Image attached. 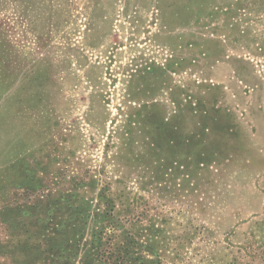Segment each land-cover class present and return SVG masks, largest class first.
Returning a JSON list of instances; mask_svg holds the SVG:
<instances>
[{
  "label": "rangeland",
  "instance_id": "1",
  "mask_svg": "<svg viewBox=\"0 0 264 264\" xmlns=\"http://www.w3.org/2000/svg\"><path fill=\"white\" fill-rule=\"evenodd\" d=\"M0 186L112 202L162 264H264V0H0Z\"/></svg>",
  "mask_w": 264,
  "mask_h": 264
},
{
  "label": "trees",
  "instance_id": "2",
  "mask_svg": "<svg viewBox=\"0 0 264 264\" xmlns=\"http://www.w3.org/2000/svg\"><path fill=\"white\" fill-rule=\"evenodd\" d=\"M206 129L201 127L205 133ZM196 138V142L184 138L181 144L207 146L208 140ZM6 197L0 204V223L6 233L0 241V257L10 264H162L128 231L127 220L125 226L115 218L112 202L104 212L100 203L69 202L50 209L48 199L22 205ZM40 211L44 217L36 215Z\"/></svg>",
  "mask_w": 264,
  "mask_h": 264
}]
</instances>
